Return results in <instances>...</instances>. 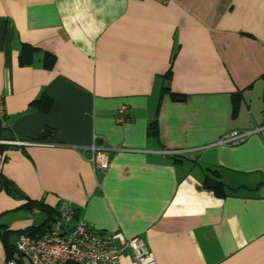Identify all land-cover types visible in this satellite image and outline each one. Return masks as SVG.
<instances>
[{"label": "crops", "instance_id": "obj_1", "mask_svg": "<svg viewBox=\"0 0 264 264\" xmlns=\"http://www.w3.org/2000/svg\"><path fill=\"white\" fill-rule=\"evenodd\" d=\"M0 98V264L64 200L156 264H264V0H0Z\"/></svg>", "mask_w": 264, "mask_h": 264}, {"label": "built area", "instance_id": "obj_2", "mask_svg": "<svg viewBox=\"0 0 264 264\" xmlns=\"http://www.w3.org/2000/svg\"><path fill=\"white\" fill-rule=\"evenodd\" d=\"M167 3L168 0H155ZM124 107L119 109L118 121L124 119ZM6 110L0 98V126L6 125ZM259 129L236 130L224 134L216 145H239ZM93 166L105 171L108 155L104 149L92 147L89 157ZM75 207L64 200L57 208L58 217L49 232L33 237L20 233L15 246L27 264H119L122 255L130 254L137 264H156L153 252L138 236L127 237L116 231L106 235L96 233L83 218L75 219ZM5 264H26L21 259L11 258Z\"/></svg>", "mask_w": 264, "mask_h": 264}, {"label": "trees", "instance_id": "obj_3", "mask_svg": "<svg viewBox=\"0 0 264 264\" xmlns=\"http://www.w3.org/2000/svg\"><path fill=\"white\" fill-rule=\"evenodd\" d=\"M24 51L28 52L29 51V47L25 46ZM49 60H50V57H49ZM35 103H37V105H39L42 109H47L48 107L51 106L52 100H51V98L45 97L44 100H42V99L36 100ZM151 131H152V133H156L157 132V127H156L155 124H152ZM204 185L207 188L213 189L218 195H223L224 194L225 185L216 176H213V177L208 176V177H206L205 180H204ZM47 212H48V218L39 227H32L30 229H27V230H24V231H20V232L17 233V237H18V235L20 233H28V234H30L33 237H39V236L49 232L50 229L52 228L55 220L58 217V213H57V210L54 211V210H50V209L47 210ZM13 247H14V250H15L16 246L14 244H13ZM11 258L19 259L18 257L14 256V253L12 252V248H10L8 259H11ZM69 264H74V263H69Z\"/></svg>", "mask_w": 264, "mask_h": 264}, {"label": "rangeland", "instance_id": "obj_4", "mask_svg": "<svg viewBox=\"0 0 264 264\" xmlns=\"http://www.w3.org/2000/svg\"><path fill=\"white\" fill-rule=\"evenodd\" d=\"M40 216L44 218L45 215L42 213Z\"/></svg>", "mask_w": 264, "mask_h": 264}]
</instances>
